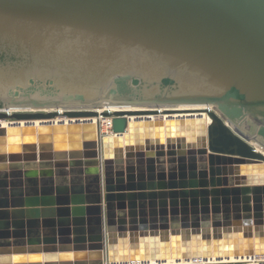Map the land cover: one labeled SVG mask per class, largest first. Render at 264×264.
<instances>
[{
    "label": "water",
    "instance_id": "obj_1",
    "mask_svg": "<svg viewBox=\"0 0 264 264\" xmlns=\"http://www.w3.org/2000/svg\"><path fill=\"white\" fill-rule=\"evenodd\" d=\"M0 107V264L264 258V0H0Z\"/></svg>",
    "mask_w": 264,
    "mask_h": 264
},
{
    "label": "bare ground",
    "instance_id": "obj_2",
    "mask_svg": "<svg viewBox=\"0 0 264 264\" xmlns=\"http://www.w3.org/2000/svg\"><path fill=\"white\" fill-rule=\"evenodd\" d=\"M194 110H197V109H194ZM6 114H11L9 111H5ZM100 113H102L103 111L102 110H99L97 111ZM189 113L188 114H183V115H173V116H167V117H164L165 119L169 118H174V119H177V118H185V119H188V118H198L199 115H197L196 113H192V112H197V111H188ZM0 114H3V113H0ZM202 118L206 116L204 115H201ZM144 117H141V120H143ZM207 119V118H206ZM135 120V119H133ZM11 120H5V121H0V127H10V126H15V125H24L25 123L24 122H10ZM77 120H67V119H60V118H57L55 120H52L50 121L51 123H60V122H64V123H69V122H76ZM88 122H92V123H96V124H99V127H100V131L102 133L103 136H112L113 133H111V126H110V118H94V119H89L87 120ZM41 123H45V122H34V124L38 125V124H41ZM235 262H242V263H247V264H264V258H259V259H256V258H244L243 260L242 259H222V260H212V261H207V260H197V261H186V260H181V261H164V262H156V263H153V262H149V263H133V264H230V263H235ZM121 264H132V263H121Z\"/></svg>",
    "mask_w": 264,
    "mask_h": 264
},
{
    "label": "rangeland",
    "instance_id": "obj_3",
    "mask_svg": "<svg viewBox=\"0 0 264 264\" xmlns=\"http://www.w3.org/2000/svg\"><path fill=\"white\" fill-rule=\"evenodd\" d=\"M6 110H5V108H3V107H0V113H6L5 112ZM11 113V112H10ZM11 114H15L13 111H12V113ZM10 122H15V121H10Z\"/></svg>",
    "mask_w": 264,
    "mask_h": 264
},
{
    "label": "built area",
    "instance_id": "obj_4",
    "mask_svg": "<svg viewBox=\"0 0 264 264\" xmlns=\"http://www.w3.org/2000/svg\"><path fill=\"white\" fill-rule=\"evenodd\" d=\"M110 121H111V119H110ZM110 126H111V133H113L112 132V121H111V123H110ZM102 134V133H101ZM103 136V135H102Z\"/></svg>",
    "mask_w": 264,
    "mask_h": 264
}]
</instances>
